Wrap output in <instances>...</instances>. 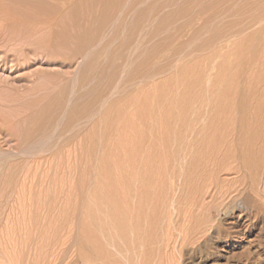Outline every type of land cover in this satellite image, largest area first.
<instances>
[{
    "label": "rangeland",
    "instance_id": "obj_1",
    "mask_svg": "<svg viewBox=\"0 0 264 264\" xmlns=\"http://www.w3.org/2000/svg\"><path fill=\"white\" fill-rule=\"evenodd\" d=\"M0 2V158L20 202L2 222L36 232L21 264H264V131L231 134L242 104L264 116V0ZM160 125L182 139L160 223L115 229L103 172L128 170ZM202 156L221 169L187 182Z\"/></svg>",
    "mask_w": 264,
    "mask_h": 264
},
{
    "label": "bare ground",
    "instance_id": "obj_2",
    "mask_svg": "<svg viewBox=\"0 0 264 264\" xmlns=\"http://www.w3.org/2000/svg\"><path fill=\"white\" fill-rule=\"evenodd\" d=\"M0 8L5 11V7L3 6V4L1 2H0ZM124 8H125V6H124ZM7 12L10 13L12 11L8 10ZM7 12L5 11L6 14H7ZM9 13H8V15H10ZM5 17L8 20H10V22H12V23H15L16 17L18 18V16L15 17L13 15H10L8 17H7V15H5ZM85 38L86 37H84V39ZM144 101H146V100H144ZM144 108H142L141 110H143ZM146 108H147V106H146ZM245 108L246 107L243 106V104L241 106H239L238 109H239L240 113H242V116L240 117V119L236 120V122H235L236 125L233 127V130H232L233 132H231V134L235 137V139L238 142H247L249 144V140H248L249 137L255 138V136L258 134L257 132L260 129H262L264 131V116L262 117L263 111H262V114L259 111L258 112V119L250 120L247 117V113H248L247 111L248 110ZM263 110H264V107H263ZM143 111H145V109ZM146 111H147V109H146ZM259 114H261V117L263 120L260 119L261 117L259 116ZM130 125L133 127V129L135 130L134 132L136 134L141 133L140 127L136 126L133 123V121H130ZM151 132L153 133L154 138H153L151 147L147 151H145L144 154L139 153L137 150L139 145L136 142H132V144H131L132 150H131V155H130L131 166L128 170L118 169L117 171L106 170L103 172L101 187H100L98 193H99V197H100L102 204L106 205L107 207H110V209H112L110 221L114 225L115 229H118V228L121 229L122 227H128L129 229L134 230V228H137L138 226L145 228L144 226H146V225L144 223H141L142 220L140 218V217L144 216L147 219L146 221H149L147 223L148 227H146V228H147V230L148 229L150 230L151 226L156 227V224L160 223L158 221L160 220L161 216H163V208L165 206V201L167 200V197H168V190L165 187L166 186L165 182L167 180L168 173H170V171L173 167L172 164L176 158L175 153H174V150H176L175 143L180 141L181 136L177 132L176 127H173V126L170 127V126L160 125L154 129H151ZM157 133H159V134L157 135ZM225 134L218 133V131L213 132L210 135V139L211 140H217V138L218 139L221 138V140H223ZM155 141L160 142V144H159L160 147L158 149H156L155 144H153ZM180 145L181 144L178 143V146H180ZM201 158L204 159L205 156H202L199 158L195 157L191 161L188 168L183 167L184 172H185V173H183V177H185V180H187V182H188V180H190L189 178L192 177L191 173H193L194 175L195 174L198 175L200 173H203V171L204 172H206V171L215 172L218 169L219 170L221 169V166L219 167L216 164L213 165L212 167H209L208 164L206 162H204ZM5 160H6L5 157L0 158V257H3V259L8 261L7 264H9V263L21 264V260H22L23 252H24L22 249L23 248L22 245H24V243H25L28 247V244L31 243L32 240H34V238H35L34 235L36 234V232L35 233L32 231L28 232V230H27V232L29 234L26 236V235H23L24 234V229H23V233L22 232H20V233L16 232V234H14L15 233L14 230L10 231V228H9L10 224L8 225L9 226L8 227V226H6V224H4L5 222L2 220V218L5 217V215L7 217L9 216V214L7 215L8 212H6V210H4L3 208H2L3 210L1 209L2 205H8L9 202L14 198L15 193H17L16 198L18 197L17 190L15 189V187L13 185H11L12 184L11 180H12L13 175L10 176V175L6 174L5 173L6 169H5V172L3 171V168H4L3 165L5 163ZM144 167H148L149 171L148 172L142 171L141 169ZM185 168H186V170H185ZM24 194H25V192H24ZM29 195H28V197H29ZM30 196H32L31 198L34 200L31 203L34 206L33 207L34 208V216L31 217V221H32V223H35L36 222V214H35L36 213V211H35V209H36V193L32 192ZM24 197H25V195H24ZM28 197H27V199H28ZM39 198L41 199V197H39ZM135 199H137V201H136V203H133L132 201H135ZM142 199H144V202ZM28 200H31V199H28ZM13 201H15V200H13ZM16 201H18V198ZM18 203H20V202L18 201ZM32 205H30V207ZM145 205H147L151 209L145 210ZM169 214L172 215V213H169ZM170 216H168V217L171 218ZM169 218H168V220H169ZM31 221H29V223ZM6 222H8V221H6ZM169 224H167L168 227H170ZM23 226L25 227V225H23ZM181 229H183V228L181 227ZM169 230H170V228H169ZM166 232H165V234H166ZM184 232H185V230H184ZM177 233L180 234L179 232H177ZM168 234L172 235L170 233H167L166 235L168 236ZM168 239H170V237ZM166 244H169V243H167V241H166ZM164 246H165V244H164ZM2 262H4V261H1V263ZM26 264H27V262H26Z\"/></svg>",
    "mask_w": 264,
    "mask_h": 264
}]
</instances>
